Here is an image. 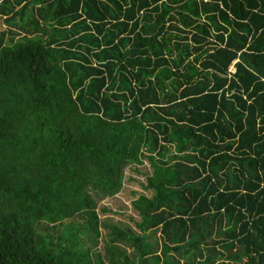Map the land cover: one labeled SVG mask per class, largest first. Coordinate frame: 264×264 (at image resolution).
Listing matches in <instances>:
<instances>
[{
	"label": "trees",
	"instance_id": "obj_1",
	"mask_svg": "<svg viewBox=\"0 0 264 264\" xmlns=\"http://www.w3.org/2000/svg\"><path fill=\"white\" fill-rule=\"evenodd\" d=\"M0 264H264V0H0Z\"/></svg>",
	"mask_w": 264,
	"mask_h": 264
},
{
	"label": "rangeland",
	"instance_id": "obj_2",
	"mask_svg": "<svg viewBox=\"0 0 264 264\" xmlns=\"http://www.w3.org/2000/svg\"><path fill=\"white\" fill-rule=\"evenodd\" d=\"M149 171L150 168L147 163L140 166V169L137 173H131L127 171L123 180V190L116 198L105 202V204H108V207H110L112 212L114 213L110 215H100V218L102 220H106L107 222L112 221L127 226L129 229L137 233L138 230L134 226V223L130 221H125L126 219L121 215L120 211H123L125 215L138 220L136 214L134 213L130 205V202L135 198L132 197L131 194L132 192L143 193L145 195L148 194V192L144 191L140 187V185L146 184L145 178L142 174L148 173ZM129 178H131V180H128ZM102 204L105 205L104 203Z\"/></svg>",
	"mask_w": 264,
	"mask_h": 264
}]
</instances>
